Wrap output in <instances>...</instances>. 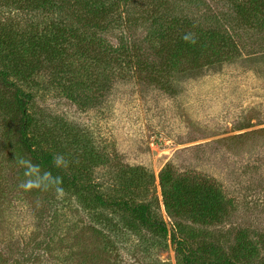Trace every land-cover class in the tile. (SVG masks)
<instances>
[{
	"label": "rangeland",
	"instance_id": "1",
	"mask_svg": "<svg viewBox=\"0 0 264 264\" xmlns=\"http://www.w3.org/2000/svg\"><path fill=\"white\" fill-rule=\"evenodd\" d=\"M152 1L157 0L121 5L124 32L113 19L100 35L105 46H115L124 33L126 44L135 45L138 51H133L151 63L144 73L132 68L111 71L106 61L93 70L101 87L85 89L92 77L82 67L70 75L82 83L63 90L59 76L64 74L42 64L33 79L29 110L31 134L43 146L48 140L39 130L60 135L74 130L83 136L74 145L78 153L66 146L59 162L88 166L83 174L104 193H121L125 190L120 185L142 174L144 187L134 188L129 196L146 202L150 214L166 224L168 235L139 222L132 229L111 218H96V209L88 210L74 195L43 184L42 170L21 151L16 138L6 135L5 129L15 125L0 108V264H12L18 257L13 244L33 239L41 240V246L33 249L34 261L23 259L26 264H183L172 234L194 248L219 247V254H231L244 235L251 245L239 250L242 263L264 264V0H170L168 11L159 5L153 10ZM152 12L160 21L156 26L146 19ZM163 14L185 18L187 34L197 40L195 48L203 49L201 58L170 62L169 51L158 50L168 41L161 38L167 27L161 26L167 19ZM157 27L163 35L154 38ZM163 169L173 179L212 186L222 206L217 220L199 218L196 212L169 213L159 184ZM123 172L128 173L126 180ZM176 223L189 233H179ZM48 224L52 231L44 236Z\"/></svg>",
	"mask_w": 264,
	"mask_h": 264
},
{
	"label": "trees",
	"instance_id": "2",
	"mask_svg": "<svg viewBox=\"0 0 264 264\" xmlns=\"http://www.w3.org/2000/svg\"><path fill=\"white\" fill-rule=\"evenodd\" d=\"M128 1L130 0H0V108L5 118H9L15 125L13 130L5 129L8 131L6 135L9 139L11 135L16 138L21 151L28 156L35 167L42 170L43 184L74 195L80 205L88 210L96 209V218L105 217L107 222L111 218L113 223H126L132 229H136L139 222L143 227L167 236L166 224L150 214V206L143 200L138 201L129 196L134 188L144 187L146 181L142 174H138L135 182L120 185L125 191L120 193L117 190L113 194H106L96 182H92L83 174L82 171L89 170L88 166L73 165L67 161L66 167L62 164L64 162L61 163L57 159L66 146L71 148L72 154L78 153L74 145H80L81 141H84L83 136L74 130L65 135L53 130H39V136L49 141L43 146L38 142V138L31 134L33 117L29 108L32 107L34 99L32 87H36L33 79L38 78L42 64L45 66L49 64V68H54L61 75L64 74L63 78L59 76L60 81H63V90H70L72 85L78 86L77 83H82L80 79L70 78V75L75 76L76 71L82 67L89 71L92 77L86 80L85 89H91L92 84L101 87L102 84L97 83L100 75L94 79L93 70L106 61L111 71L132 68L135 73H140L150 67L151 63L143 61L140 55L133 51L135 49L138 51L135 45L126 44L124 33L120 34V42L115 46L108 45L109 48L104 44L106 40L100 36L113 19L117 29H122L120 24L124 22L121 18L122 13L118 9ZM169 1L157 0L155 3L152 1V9L159 5L167 6L168 11ZM109 15H114V18L108 21ZM164 15L167 17L166 20L170 19L169 23H164L166 21L164 18L161 23L162 29L167 25L165 31L163 30L164 35L161 33L162 29L157 27L154 34L158 35L153 37L163 35L161 38H166L168 41L158 50H168L170 62L190 56L195 59L201 58L203 49L195 48L196 42H191L194 37L189 40L184 39L185 36H189L183 26L185 18L172 19L169 14L162 16ZM147 16L146 19L152 26L160 22L154 12L148 13ZM247 20L245 23H248ZM65 83L70 86H66ZM69 97L74 99L76 94L70 93ZM127 174L123 172L121 177L126 180ZM159 184L163 205L169 213L180 215L185 212H196L199 218L210 220H217L220 216L222 206L216 201L218 194L212 186L204 187L184 179H173V175L167 169L161 170ZM115 214L119 218L116 222ZM47 227L44 236H50L52 231L50 224ZM175 229L179 233H189L179 223H176ZM241 237L244 240H240L241 244H238L231 254H219L218 252H222L221 249L213 245L208 250L204 245L194 248L184 238L176 240L174 234L170 239L175 243L176 252L181 256L183 264H243L242 253L239 250H247L248 245L251 244L246 236ZM40 246L41 240L35 239L22 246L13 244L10 247L18 257L12 259L11 263L26 264L23 259L33 260L37 255L33 249Z\"/></svg>",
	"mask_w": 264,
	"mask_h": 264
},
{
	"label": "clouds",
	"instance_id": "3",
	"mask_svg": "<svg viewBox=\"0 0 264 264\" xmlns=\"http://www.w3.org/2000/svg\"><path fill=\"white\" fill-rule=\"evenodd\" d=\"M184 39H185V40H189L190 37H189V36H185ZM191 42H192V43H195V39L193 38V39L191 40ZM57 159H58L59 161H62L63 158H62V157H58ZM20 163H21V164H25V163H27V162L24 161V160H21ZM21 187H27V185H21Z\"/></svg>",
	"mask_w": 264,
	"mask_h": 264
}]
</instances>
